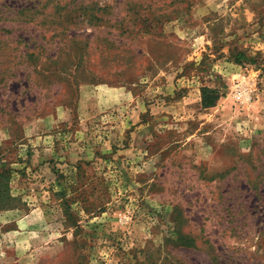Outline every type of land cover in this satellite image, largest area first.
Segmentation results:
<instances>
[{
  "label": "rangeland",
  "instance_id": "obj_1",
  "mask_svg": "<svg viewBox=\"0 0 264 264\" xmlns=\"http://www.w3.org/2000/svg\"><path fill=\"white\" fill-rule=\"evenodd\" d=\"M0 202V264H264V0H0Z\"/></svg>",
  "mask_w": 264,
  "mask_h": 264
},
{
  "label": "built area",
  "instance_id": "obj_2",
  "mask_svg": "<svg viewBox=\"0 0 264 264\" xmlns=\"http://www.w3.org/2000/svg\"><path fill=\"white\" fill-rule=\"evenodd\" d=\"M252 92L253 88L245 82V79L234 83L233 98L240 103H251L253 100Z\"/></svg>",
  "mask_w": 264,
  "mask_h": 264
},
{
  "label": "trees",
  "instance_id": "obj_3",
  "mask_svg": "<svg viewBox=\"0 0 264 264\" xmlns=\"http://www.w3.org/2000/svg\"><path fill=\"white\" fill-rule=\"evenodd\" d=\"M219 91L217 88H211L204 86L201 88V105L202 107L214 106L216 101L219 99ZM1 203V202H0Z\"/></svg>",
  "mask_w": 264,
  "mask_h": 264
}]
</instances>
